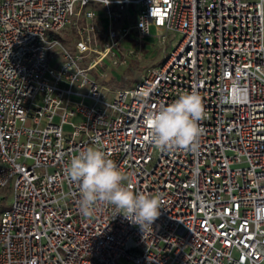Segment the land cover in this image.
<instances>
[{
	"label": "built area",
	"instance_id": "built-area-1",
	"mask_svg": "<svg viewBox=\"0 0 264 264\" xmlns=\"http://www.w3.org/2000/svg\"><path fill=\"white\" fill-rule=\"evenodd\" d=\"M107 3L0 0V189L12 181L0 264H264V0ZM112 5H134L136 20L113 24ZM69 26L75 56L57 38ZM151 27L162 46L179 37L106 99L89 71L131 29L145 38ZM192 91L205 110L198 150L155 148L147 116ZM89 147L129 173L134 192L160 197L152 228L102 203L82 214L66 169Z\"/></svg>",
	"mask_w": 264,
	"mask_h": 264
},
{
	"label": "clouds",
	"instance_id": "clouds-1",
	"mask_svg": "<svg viewBox=\"0 0 264 264\" xmlns=\"http://www.w3.org/2000/svg\"><path fill=\"white\" fill-rule=\"evenodd\" d=\"M120 2V0H118ZM110 0H108V3ZM205 117L201 96L184 93L167 106L146 118L148 141L159 150L182 149L195 153L203 135L199 121ZM68 177L79 185L80 210L91 216L94 206L102 203L114 207V215L122 214L130 223L145 232L161 215L158 195L132 190L130 174L119 169L109 156L97 147H89L71 158L66 169ZM257 219H264V209Z\"/></svg>",
	"mask_w": 264,
	"mask_h": 264
},
{
	"label": "rangeland",
	"instance_id": "rangeland-1",
	"mask_svg": "<svg viewBox=\"0 0 264 264\" xmlns=\"http://www.w3.org/2000/svg\"><path fill=\"white\" fill-rule=\"evenodd\" d=\"M115 10H119L120 15L113 21V24L123 25L129 22H134L137 18V9L134 5L118 8L117 5L111 6ZM103 13L102 5H99L98 13ZM84 19L81 18V21ZM98 21L100 30L98 32V39L100 42L106 40L105 37V18L101 22ZM156 29L150 28L151 35L145 38H139L137 32L131 29L123 39L120 46H116L101 62L89 71L100 85L104 86L102 93L106 99H110L118 87H128L133 84L136 79L144 75L151 66L158 65L164 61L166 54L170 47V42L176 40L179 35L169 33V40L165 45H161L156 37ZM62 36H57L60 43L67 48L70 53L75 56L74 42L78 34L74 26H69L62 29ZM123 45V46H122ZM61 48L55 45L51 48L49 56L57 53ZM89 58L82 59V65H86ZM11 180L0 189V208L10 206L12 202Z\"/></svg>",
	"mask_w": 264,
	"mask_h": 264
},
{
	"label": "crops",
	"instance_id": "crops-1",
	"mask_svg": "<svg viewBox=\"0 0 264 264\" xmlns=\"http://www.w3.org/2000/svg\"><path fill=\"white\" fill-rule=\"evenodd\" d=\"M120 43H123V40H122ZM122 46H123V45H122Z\"/></svg>",
	"mask_w": 264,
	"mask_h": 264
}]
</instances>
